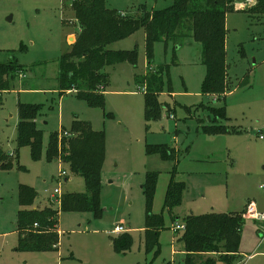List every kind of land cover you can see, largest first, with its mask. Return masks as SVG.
Returning a JSON list of instances; mask_svg holds the SVG:
<instances>
[{
  "label": "rangeland",
  "instance_id": "obj_1",
  "mask_svg": "<svg viewBox=\"0 0 264 264\" xmlns=\"http://www.w3.org/2000/svg\"><path fill=\"white\" fill-rule=\"evenodd\" d=\"M173 1L105 0V5L121 16L133 17L142 5L148 11H159ZM241 10L235 8L225 16L229 83L225 97L202 100L206 68L196 41L185 39L175 50L163 41L154 42L150 47L152 64L148 66L145 30L140 28L110 46L134 51L136 58L134 64L121 62L103 68L102 109L88 106L75 90L61 92L59 88V58L69 51L78 34L70 0H0V64H14L25 74L24 78L14 77L11 90L0 92V146L14 156L20 104L39 107L34 124L42 139L39 159H32L30 148L22 146L12 167L0 170V264H184L183 245L178 241L182 231L173 232L172 226L182 224L187 216H243L249 203L264 214V24ZM160 66H164V86L157 100L165 109L147 130L142 76ZM200 103L224 107L228 120L222 123L239 131L221 136L201 134L197 119L210 122L205 111L195 110ZM74 119L89 122L105 138L102 211L98 217L86 211H62L60 204L49 199L58 187L61 195L86 192L83 178L72 174L60 159L49 161L46 156L50 135L68 132ZM146 144L174 148L176 157L162 161L156 155L146 156ZM61 171L65 176L60 179ZM147 171L158 174L150 210L163 221L155 257L145 251L142 185ZM172 178L184 182L185 190L181 204L168 211L164 198ZM21 185L38 195L34 206L50 205L59 210L55 250L17 249ZM243 218L240 262L234 264H263L264 220ZM119 225L126 231L111 234ZM124 234L130 236L131 246L117 252L113 239L119 240Z\"/></svg>",
  "mask_w": 264,
  "mask_h": 264
},
{
  "label": "trees",
  "instance_id": "obj_2",
  "mask_svg": "<svg viewBox=\"0 0 264 264\" xmlns=\"http://www.w3.org/2000/svg\"><path fill=\"white\" fill-rule=\"evenodd\" d=\"M239 5L240 0H174L170 6L159 11H148L145 5H142L137 15L126 17L108 9L105 0H70L78 34L69 51L59 58L60 91L75 90L77 96L88 106L103 109L104 98L100 92L104 89L102 85H105L103 68L121 62L134 64L136 58L134 51L113 50L110 46L143 28L148 66L152 64L150 47L154 42L163 41L166 46L170 44L175 50L185 39L196 41L201 46V62L206 68L201 94L214 95L220 99L229 87L225 69V16ZM241 9L249 18L261 20L264 24V0H255L253 5ZM19 72H22V68L14 64H0V92L11 90L13 79ZM163 72L164 66H160L142 76L147 130L149 123L160 119L165 109L157 100L163 91ZM200 109L208 112L210 122L204 124L202 119L198 120L202 134L221 136L239 131L221 124L222 121L228 120L224 107L200 104L195 108ZM38 110L36 105H18L15 154L10 156L0 146V170L12 167L17 161V151L22 146L30 148L32 159H39L42 139L34 124ZM187 111L190 112V109L187 108ZM104 146L103 132L94 131L89 122L77 119H74L68 132L50 135L46 149L47 160L60 159L66 163L72 174L83 178L86 189L83 194H62L60 210L86 211L94 217L100 215ZM145 154L156 155L162 161H171L176 157L174 148L162 144H146ZM18 168L21 169L20 166ZM157 179L156 172L147 171L142 185L146 201L145 251L146 254L152 253L154 257L157 254L158 235L163 229V221L155 217L150 210ZM184 190V182L171 179L164 198V207L168 211L181 204ZM37 197L32 188L19 186L18 204L21 209L16 217L19 250L51 251L58 245L59 210L50 205L34 206ZM244 223L242 213L187 216L183 220L184 229L178 238L183 245L184 264L239 263L240 233ZM113 241L117 252H124L131 246V238L127 234Z\"/></svg>",
  "mask_w": 264,
  "mask_h": 264
},
{
  "label": "built area",
  "instance_id": "obj_3",
  "mask_svg": "<svg viewBox=\"0 0 264 264\" xmlns=\"http://www.w3.org/2000/svg\"><path fill=\"white\" fill-rule=\"evenodd\" d=\"M252 0H246V2L244 4L241 3V5H239L238 8H245L246 5H251ZM246 4V5H245ZM18 77L19 78H24L25 74L23 72H19L18 73ZM143 92H144V87L142 88ZM260 139H263V136L260 135L259 136ZM63 176H65V172L61 171V174L59 176V178L61 179ZM48 192V191H46ZM49 193V192H48ZM60 197H61V192H60V188H55L53 189L52 194H50L49 199L51 201H54L56 204H60ZM248 217V218H253V219H259V220H264V214H259L257 213V211L255 210L254 204L253 203H249L248 206H246L245 211H244V215L243 217ZM184 229V225L183 224H175L172 226V230L173 232L179 231V230H183ZM126 228L122 225L116 226L111 230V234H119L121 232H125Z\"/></svg>",
  "mask_w": 264,
  "mask_h": 264
},
{
  "label": "crops",
  "instance_id": "obj_4",
  "mask_svg": "<svg viewBox=\"0 0 264 264\" xmlns=\"http://www.w3.org/2000/svg\"><path fill=\"white\" fill-rule=\"evenodd\" d=\"M69 38V37H68ZM226 96V94L224 95V97ZM202 100H206L207 98H208V101L209 100H212V101H217V99H216V97L213 95V96H211V95H203L202 94ZM200 104H204V103H200ZM199 104V105H200ZM205 105V104H204ZM207 106H209V105H207ZM211 107H214V106H211ZM195 108V107H194ZM186 111H187V108L185 109ZM191 110V109H190ZM200 110H202V111H205V110H203V109H200ZM188 112V111H187ZM206 113H207V118H208V112L207 111H205ZM200 118H198L197 119V123H198V120H199ZM201 120V119H200ZM203 122H204V120H202ZM208 121H209V119H208ZM204 124H205V122H204ZM221 124H223L222 122H221ZM225 125V124H224ZM198 129H199V123H198ZM199 131H200V129H199ZM202 134V133H201ZM205 136H207V135H205ZM206 142H209V140H205ZM211 141V140H210ZM103 175H104V172H103V168H102V185H103ZM65 180H66V178H65ZM108 183L110 184V183H112V181L111 180H109L108 181ZM43 201V200H42ZM59 232H60V230H58ZM180 231H182V230H180ZM184 253V252H183ZM241 253V252H240ZM253 254H250V256H248L249 258H251V256H252ZM250 260H253V259H250ZM253 264H259L258 262H255V263H253ZM264 264V263H263Z\"/></svg>",
  "mask_w": 264,
  "mask_h": 264
},
{
  "label": "water",
  "instance_id": "obj_5",
  "mask_svg": "<svg viewBox=\"0 0 264 264\" xmlns=\"http://www.w3.org/2000/svg\"><path fill=\"white\" fill-rule=\"evenodd\" d=\"M8 19H10V18H8ZM73 38L72 37H69L68 38V40H72ZM181 46V44L180 45H178L176 48H178V47H180Z\"/></svg>",
  "mask_w": 264,
  "mask_h": 264
}]
</instances>
